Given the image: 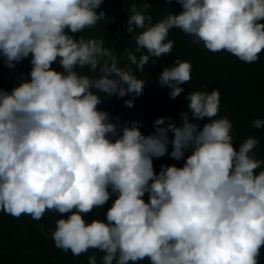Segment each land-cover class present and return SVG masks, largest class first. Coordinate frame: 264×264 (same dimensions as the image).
Here are the masks:
<instances>
[{
  "label": "clouds",
  "instance_id": "clouds-1",
  "mask_svg": "<svg viewBox=\"0 0 264 264\" xmlns=\"http://www.w3.org/2000/svg\"><path fill=\"white\" fill-rule=\"evenodd\" d=\"M180 6L153 23L152 4L128 9L126 31L136 70L173 53L171 29L212 52L255 63L264 51V0H164ZM104 0H0V62L30 58L28 78L0 88V211L41 220L59 214L57 248L102 264H260L264 247V160L259 141L234 147L233 124L218 117V89L190 91L179 122L158 117L145 135L140 121L120 122L98 108L116 96L128 108L146 81L121 68L104 40L77 34L105 19ZM58 63L62 71L52 67ZM98 72L82 74L77 69ZM192 65L178 57L158 77L176 99ZM101 94H103L102 98ZM207 120L202 126L199 121ZM252 126L264 127L255 119ZM171 133V138L169 136ZM169 145L171 151H169ZM169 156L176 164L154 160ZM148 195L147 201L144 199ZM113 197L105 219L84 216ZM67 214V218L64 215ZM88 264H97L94 255Z\"/></svg>",
  "mask_w": 264,
  "mask_h": 264
},
{
  "label": "trees",
  "instance_id": "trees-1",
  "mask_svg": "<svg viewBox=\"0 0 264 264\" xmlns=\"http://www.w3.org/2000/svg\"><path fill=\"white\" fill-rule=\"evenodd\" d=\"M121 2L122 7L126 9L122 11L125 15H129L128 9L137 0H117ZM122 1L124 3H122ZM160 4L165 5V10L155 15L158 20L168 15L170 12H178L180 6L173 2L168 5L164 0H160ZM169 6V7H168ZM103 23L98 22L92 29H86L84 32L77 34L87 39L96 38L104 40L106 48H109L116 55L118 66L121 68L131 67L134 74L139 78L145 79L146 84L144 92L137 97L134 107L128 108L124 104V100L129 99L125 96L123 99L113 96L104 99L98 108L107 111L113 119L119 118L120 122L124 121H140L143 125L141 131L145 134H151L154 131L153 122L158 117H171L179 122V114L187 110L188 101L186 97L181 100L179 97L171 99L169 97L170 89L162 88L158 84V77L163 68L171 67L177 57L182 61H187L192 65L191 81L183 88L190 91H208L218 89L220 93V104L218 117H227L233 124L234 147L238 149L239 144L249 137H254L259 141L258 147L255 149L257 159L264 160V127L256 129L252 126L255 119L264 120V51L259 54V59L255 63H245L230 53L221 51L215 53L208 51L204 45L195 44L192 38L185 35L179 29H171L169 39L174 41L173 53L169 56L160 58L157 63L152 64L151 59L145 66L144 72L136 70V66L132 65L127 59L128 52H132L139 59L140 53H136L135 38L130 39L129 43L111 46L107 43L106 37L102 34ZM207 60V62L205 61ZM52 67L58 71H62L58 63H54ZM31 70L30 58L18 63L14 69H9L0 62V88L11 90L21 79L28 78ZM82 74L90 76H98L99 73H93L89 69H77ZM102 98L103 94H101ZM181 104V105H178ZM183 104V105H182ZM207 120L199 121L202 126ZM171 138V133H169ZM169 151L171 146L169 145ZM176 164L182 166L183 161H175L169 156H164L154 160V168L158 173L161 165ZM262 169H258L257 173ZM110 199L103 208L93 210L84 216L86 221L99 216L105 219L107 209L112 204ZM144 199L147 201L148 195L145 194ZM44 217L50 221L56 222L59 217L58 213L48 211ZM43 217V218H44ZM67 218V214L64 215ZM36 220L28 215H21L15 218L11 215L0 211V261L8 263L14 262L12 258L20 256L19 252L28 251L26 253L24 264H88V257L94 255L97 264H102L103 253L99 250L90 249L87 253L80 256H73L71 252H64L57 248L52 237L39 234L35 227ZM264 255V247L261 248ZM264 264V262L260 263Z\"/></svg>",
  "mask_w": 264,
  "mask_h": 264
},
{
  "label": "rangeland",
  "instance_id": "rangeland-1",
  "mask_svg": "<svg viewBox=\"0 0 264 264\" xmlns=\"http://www.w3.org/2000/svg\"><path fill=\"white\" fill-rule=\"evenodd\" d=\"M150 2L152 4V7L149 13L147 14H150L153 17V23H155L159 21L157 18H155V15L157 13H160L161 10L164 11L166 8L165 5L162 6L160 4V0H150ZM122 3L124 2L122 1ZM133 3L138 9H141L143 7V0H137L136 2L134 1ZM121 7L122 4L120 1L117 4V0H104V3L100 6V9L97 10V11L103 10L106 14L105 19L102 20L104 21L102 34L104 35V37H106L105 39L108 40L107 43L111 44L112 42H114L111 44V46L115 44H117L119 47L120 45H125V43H129L130 39L132 41V39L135 38V36L138 35L140 31H142L140 29H137L136 32H134L131 35L126 31L127 20L129 15H125V13H123L122 11H125L126 9ZM84 38H86V36ZM213 55H215V53L212 54V57ZM205 61L207 62V60ZM187 94H188L187 89L184 88V91L181 93L179 98L183 100L185 97H187ZM35 223H36L35 227L39 234L52 237V231H54L55 229L54 222L44 217ZM0 228H2L1 224H0ZM26 253H28V251L19 252L20 256L15 255L12 258L14 262L8 263L6 261H0V264H24L26 259L25 257ZM262 262H264V255L261 250L260 263ZM139 264H149V261L145 259L144 261H140Z\"/></svg>",
  "mask_w": 264,
  "mask_h": 264
}]
</instances>
